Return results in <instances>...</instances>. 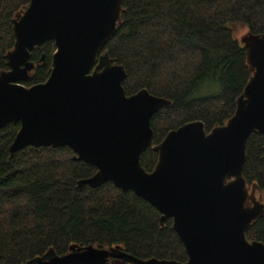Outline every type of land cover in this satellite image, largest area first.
Wrapping results in <instances>:
<instances>
[{
	"label": "water",
	"instance_id": "95a60500",
	"mask_svg": "<svg viewBox=\"0 0 264 264\" xmlns=\"http://www.w3.org/2000/svg\"><path fill=\"white\" fill-rule=\"evenodd\" d=\"M123 0H30L13 19L14 47L0 72V129L20 128L9 154L28 146L69 147L74 161L96 168L78 185L110 182L132 191L168 219L182 242L185 263L138 259L118 249L71 247L28 264H264V245L245 231L264 215V202L242 176L250 134L264 136V34L241 40L251 73L234 115L206 133L193 121L167 133L153 147L151 117L170 101L143 89L126 96L124 68L101 50L115 34ZM53 41L50 74L25 87L35 68L31 52ZM158 154L152 171L140 164L147 149Z\"/></svg>",
	"mask_w": 264,
	"mask_h": 264
},
{
	"label": "trees",
	"instance_id": "16d2710c",
	"mask_svg": "<svg viewBox=\"0 0 264 264\" xmlns=\"http://www.w3.org/2000/svg\"><path fill=\"white\" fill-rule=\"evenodd\" d=\"M30 0H0V72L14 47L13 19ZM242 26L264 34V0H123L115 34L101 50L124 68L126 96L145 89L170 101L150 119L153 147L168 132L200 121L206 133L235 113L236 100L251 75L244 46L234 37ZM53 41L31 52L35 68L22 84L30 87L50 74ZM208 83L216 93L200 96ZM20 124L0 129V264H28L46 254L64 256L71 247L118 249L138 259L185 263V248L171 219L132 191L107 182L78 185L96 168L74 161L69 147H26L9 154ZM158 154L147 149L141 166L150 172ZM242 176L264 194V136L249 135ZM264 245V215L245 231ZM109 264H131L109 260Z\"/></svg>",
	"mask_w": 264,
	"mask_h": 264
},
{
	"label": "rangeland",
	"instance_id": "374dc122",
	"mask_svg": "<svg viewBox=\"0 0 264 264\" xmlns=\"http://www.w3.org/2000/svg\"><path fill=\"white\" fill-rule=\"evenodd\" d=\"M247 34V30L242 27V26H235L234 27V37L237 38L238 40H241L244 35ZM219 90L218 85H215L213 83H208L206 85L201 86L199 89V94L200 96H205L209 94L216 93ZM251 188H249V191ZM258 194V193H257Z\"/></svg>",
	"mask_w": 264,
	"mask_h": 264
},
{
	"label": "flooded vegetation",
	"instance_id": "af4514ba",
	"mask_svg": "<svg viewBox=\"0 0 264 264\" xmlns=\"http://www.w3.org/2000/svg\"><path fill=\"white\" fill-rule=\"evenodd\" d=\"M255 198H256V200L257 201H259V202H264V194H257V192H255Z\"/></svg>",
	"mask_w": 264,
	"mask_h": 264
}]
</instances>
